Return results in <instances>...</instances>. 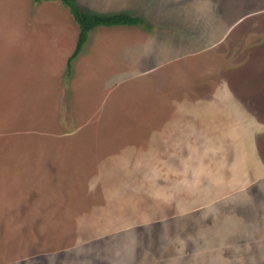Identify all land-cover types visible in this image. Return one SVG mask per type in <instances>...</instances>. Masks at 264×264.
I'll return each mask as SVG.
<instances>
[{
  "label": "rangeland",
  "instance_id": "374dc122",
  "mask_svg": "<svg viewBox=\"0 0 264 264\" xmlns=\"http://www.w3.org/2000/svg\"><path fill=\"white\" fill-rule=\"evenodd\" d=\"M80 1L153 26L94 27L66 75L68 9L0 0V264H264V0ZM219 87L259 126L261 177L228 197L189 170L211 171L214 143L228 173L252 175L241 118L226 111L210 139L191 116ZM183 124L200 144L184 142L185 170L162 166Z\"/></svg>",
  "mask_w": 264,
  "mask_h": 264
},
{
  "label": "crops",
  "instance_id": "0c3cea01",
  "mask_svg": "<svg viewBox=\"0 0 264 264\" xmlns=\"http://www.w3.org/2000/svg\"><path fill=\"white\" fill-rule=\"evenodd\" d=\"M78 3L84 8L85 6H89L91 7V3H87L86 1L84 2V4L80 1L77 0ZM92 1V0H91ZM131 4V3H130ZM132 5V4H131ZM120 6V10L123 11H119V12H113V13H107V14H115V13H127L130 14L132 16H136L141 18L142 20H144V22L149 25V27H145L143 25H139L136 24L134 26H140L143 27L145 30H151L152 29V24L149 23V21H147V19L152 18L150 12L146 13L143 12L142 10H137L138 8L135 7L134 5H132L133 7L129 6V4L126 5H118ZM131 12H133L134 14H132ZM105 14V13H102ZM106 14V15H107ZM162 14V13H161ZM168 14V13H166ZM142 17H141V16ZM162 16V15H161ZM118 26H133V25H118ZM220 89L216 90L217 88L214 89V93L213 95H209L210 97H214L217 98V100H219V104H217V100L212 101L213 103L211 105L207 106H201V105H196L193 107H191L190 113L191 116L193 115H197L198 120L202 121L203 125H204V129L202 130V135L208 136L210 139L211 137L209 136L208 131L213 134L215 131L220 130L221 126L226 122L223 117L221 116L222 114H225L226 111L228 112H233L235 113V115L238 118H241L242 121L245 123L246 125V129H247V148H248V156H249V164L246 165L245 167V171H250L251 172V176H245L243 178L241 177H233V175L231 173H228V169H227V160L226 157L224 156L221 157V160L224 159L222 164H218L216 161V157L213 155H217V152L221 149L220 146H217L216 144L212 143V146L214 147L211 150H215V152H211L210 150V161L209 163H213L214 166H212L211 171L208 170V168H202L200 165H198L200 167V169L202 170L203 175L201 176L199 171L195 170V169H191L189 168L191 174L193 175L194 179L196 180L195 183H193L194 189L197 187L199 188V185L202 183L203 186L206 188L204 193H208L211 194L212 191H210L207 187L211 186V188H215L214 191L215 193H218L220 196H227V194L231 193L234 191V189L231 187V190H229L228 192V184H238V180L240 181L239 184L237 186H241V190L243 191L247 186L249 187L251 184H253L254 181H258V179L261 177V174L259 173L261 169L257 164V162L255 161L256 156H255V148L256 145L254 144V138H255V133H254V128H258L259 126H254V124L252 122H254L250 116H248L245 113V109L243 108L245 105H241L240 103L234 101L231 99L230 94L228 92V88H224V91H222V88L219 87ZM213 91V90H212ZM217 91V92H215ZM222 100V102H221ZM192 104H196L194 101L192 102ZM181 115H184V113L182 112ZM179 122H177L176 124L178 125ZM185 125V124H183ZM227 126V125H226ZM186 129L188 130V135L185 134H180L174 131V126L170 125L169 128H167L168 130H173V132H169L168 136L170 137V140L172 141L173 138V134L175 133V136L177 138V142L172 145L171 147H166L162 146V154H164V156L162 155L161 159V163L163 164L162 166H166L169 167L171 169H178L179 167H181L183 170H185V163H182L181 158L183 156L184 153V142L186 141V139L189 138H193L194 141L192 143H190L188 145V151L189 150H193L196 151L197 150V146L200 144L199 139L196 138V136L194 135L193 130L189 127L186 126ZM152 156V155H151ZM194 161V159H193ZM198 169V167H197ZM168 170V169H167ZM166 170V171H167ZM182 171V170H180ZM215 171H222V174L219 175V173H217V175L213 174L212 172ZM168 172V171H167ZM165 173V170L162 174ZM229 174V178L230 181H224L225 176ZM262 174H264V172H262ZM199 175V176H198ZM207 175V177L205 176ZM213 176V178H215V180H213L211 177ZM260 176V177H259ZM259 177V178H258ZM258 178V179H257ZM209 179V180H207ZM212 179V180H211ZM218 180V181H217ZM220 182V183H218ZM172 183L175 184L174 181H172ZM231 185V186H232ZM217 190V192H216ZM202 193V192H201ZM214 193V192H212ZM208 194H205V196L210 197ZM228 197V196H227Z\"/></svg>",
  "mask_w": 264,
  "mask_h": 264
},
{
  "label": "trees",
  "instance_id": "16d2710c",
  "mask_svg": "<svg viewBox=\"0 0 264 264\" xmlns=\"http://www.w3.org/2000/svg\"><path fill=\"white\" fill-rule=\"evenodd\" d=\"M34 3L42 0H32ZM69 11L73 20L78 25L76 41L71 53L65 61V74L69 75L72 61L81 52L84 43L88 38L89 32L96 26H113V25H143L149 27L144 20L127 13L100 14L92 13L85 10L77 0H59Z\"/></svg>",
  "mask_w": 264,
  "mask_h": 264
}]
</instances>
